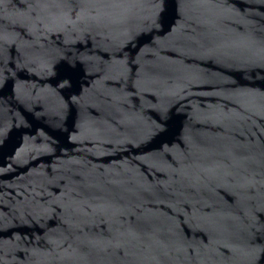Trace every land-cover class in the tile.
<instances>
[{
    "label": "water",
    "instance_id": "water-1",
    "mask_svg": "<svg viewBox=\"0 0 264 264\" xmlns=\"http://www.w3.org/2000/svg\"><path fill=\"white\" fill-rule=\"evenodd\" d=\"M0 264H264V0H0Z\"/></svg>",
    "mask_w": 264,
    "mask_h": 264
}]
</instances>
